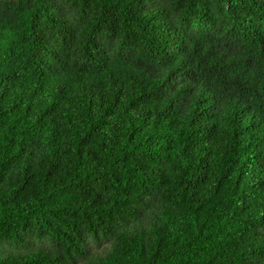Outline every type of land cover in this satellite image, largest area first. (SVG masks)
I'll use <instances>...</instances> for the list:
<instances>
[{"label":"trees","instance_id":"1","mask_svg":"<svg viewBox=\"0 0 264 264\" xmlns=\"http://www.w3.org/2000/svg\"><path fill=\"white\" fill-rule=\"evenodd\" d=\"M0 264H264V0H0Z\"/></svg>","mask_w":264,"mask_h":264}]
</instances>
